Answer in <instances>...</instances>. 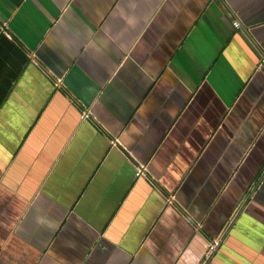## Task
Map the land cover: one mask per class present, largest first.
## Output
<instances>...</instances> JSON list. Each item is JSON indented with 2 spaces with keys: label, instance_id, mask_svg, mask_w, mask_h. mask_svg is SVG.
<instances>
[{
  "label": "crops",
  "instance_id": "obj_1",
  "mask_svg": "<svg viewBox=\"0 0 264 264\" xmlns=\"http://www.w3.org/2000/svg\"><path fill=\"white\" fill-rule=\"evenodd\" d=\"M0 264H264V0H0Z\"/></svg>",
  "mask_w": 264,
  "mask_h": 264
},
{
  "label": "built area",
  "instance_id": "obj_2",
  "mask_svg": "<svg viewBox=\"0 0 264 264\" xmlns=\"http://www.w3.org/2000/svg\"><path fill=\"white\" fill-rule=\"evenodd\" d=\"M235 27H240V23L238 21L235 22ZM222 242H223L222 235L211 238L208 241V255L215 252Z\"/></svg>",
  "mask_w": 264,
  "mask_h": 264
}]
</instances>
